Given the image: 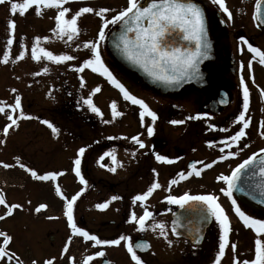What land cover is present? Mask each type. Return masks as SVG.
Here are the masks:
<instances>
[{"label": "flooded vegetation", "instance_id": "af4514ba", "mask_svg": "<svg viewBox=\"0 0 264 264\" xmlns=\"http://www.w3.org/2000/svg\"><path fill=\"white\" fill-rule=\"evenodd\" d=\"M192 1L198 3L205 13L207 33L212 48L211 56L200 64V79L203 89H198L189 83L178 92L163 95L141 84L136 75L122 71L114 62L107 48V37L116 25H109L105 29L106 38L99 44L101 57L109 70L130 92L143 99L157 113L158 118L154 124L150 117H145L142 124L139 106L124 100L119 89L109 83L106 77L92 72L90 69H88V75L75 70L84 59L91 55L90 50L84 49L82 45L85 41L98 38V32L103 23L101 17L94 13L83 14L78 22L81 29L79 35L69 41L67 36L61 39L51 32L55 26L54 17L57 14V9L42 7L43 14L38 16L35 13V5H33L23 14H20L19 9L13 14L10 0L0 3V49L4 48L0 51L1 60H3L4 51H9L7 68L0 67V87L9 94L8 108L14 103L13 98L16 91L12 90L20 89L18 87H22L25 92L42 94L41 96H46L48 102L49 99L51 100L50 96L54 97L56 92H59L58 97H60L63 96V91H67L69 100H71V95L76 98L80 97L81 101L79 102L63 100L55 109L62 108L70 113H74L75 109L77 114L83 116V125L88 128V133L92 132L89 130L94 129L98 135V138H89V141H86L90 162L89 165L87 163V166L81 169V174L88 181L95 203L111 201L106 209L99 212L102 213L100 216L89 221V227L85 230L102 239H116L120 235H125L130 237L133 243L138 241L149 243L150 248L137 252L145 264H213L219 244V227L214 218H212L201 244L194 246L188 240L172 234L170 223L178 205L168 203L166 197L158 199L157 191L168 193L164 190L177 185L179 189L177 196L183 195L187 192L186 187H189L188 180L191 178L201 180L208 174L230 175L232 169L248 156L253 153L258 154L257 158L263 155L259 152L264 148V136L260 134L262 130L259 125L261 121H264V98L260 94L261 89H264V64L260 63L258 54L252 53L248 49V44H251L264 51V35L256 28L253 21V9L257 0H225L226 6L232 13L231 19H228L227 13H224L212 0ZM15 2L23 3V0H15ZM64 6L71 10L68 18L81 7H92L98 11L100 8L109 6L111 11L105 15L110 19L112 15L127 6V0H69V3ZM10 19L16 22L12 38L15 40L21 34L27 49L25 58L18 61L15 60L12 49L7 45V40L10 38L7 24ZM36 36L50 38L48 41H42V47L55 54L73 55L77 59L61 64L46 59L34 61L31 58V45ZM77 44L81 45L79 49L76 47ZM249 63H251V69L248 67ZM44 67H48L47 73L43 72ZM64 68L69 70L67 77H64ZM36 73L40 74L36 75ZM241 76H243L250 92V106L246 115L250 118L251 123L250 127L246 129L247 135L242 138L239 146L228 148L222 141L233 135L241 126L235 122V117L242 110L243 103ZM70 79L73 80V84ZM81 80H83V87H81ZM128 80L135 85V88L151 97V100H155V106L149 104L146 98L131 89ZM26 84L30 85L26 87L24 86ZM31 84H36V87L31 88ZM74 84L76 85L73 87ZM71 86L73 89L69 92L68 89ZM97 86L101 88V92H98L99 95L110 92L122 102L121 105H117L118 111L122 115L116 117L111 124L101 122L100 117L91 112L88 106L83 103V99L88 97L92 93V89ZM46 104L44 102L38 105ZM0 107H4V104L1 103ZM7 111L11 112L6 108L5 112ZM189 117L199 118L189 119ZM3 120L0 128V140L5 142L0 143V162L12 165V167L5 169L0 164V171L17 169L32 179L30 174L21 169L17 161H14V157L21 155H16L15 142L9 141L12 132L10 131L7 136L4 135L3 128L10 122L7 117H3ZM172 120H183L184 123L173 125L170 123ZM148 125L154 127L152 136L147 134ZM108 128L110 134H114L115 130H117L115 134L124 130V136L108 135ZM222 129H227V131H222ZM132 136H138L143 140L145 147L140 148L138 144L134 143L131 140ZM210 143L213 146H209ZM221 148H224V152L220 151ZM113 150H115L114 154L119 163L114 164L111 157L100 159L105 152ZM230 151L236 152L237 155L219 160L221 155L227 156ZM157 154L167 156L173 160V163L157 161ZM4 156L6 160H2ZM201 161L203 163L216 161V163L211 168L203 169L200 176L193 175L185 180H179L177 175L179 172H187L188 166L193 163L201 168L202 165L199 163ZM112 167H116L115 172L110 171ZM172 179H177L179 182L170 184ZM155 181H158L161 187L154 190L146 201L137 202L134 205L133 197L145 192ZM201 185L200 183L199 186L201 187ZM224 187H226L225 184ZM0 191H2L1 188ZM4 196L8 203H13L6 194ZM112 196L120 198L111 200ZM222 200L229 206L227 209L230 213L227 214L232 228L229 239L230 243L237 245V249L233 253L229 246L221 264H233L234 255L239 260H252L257 235L253 229L246 228L236 216L231 202L229 203V198L224 195ZM237 203L245 212L251 213L254 218L264 219V215L256 213L238 201ZM145 208L153 213V217L148 221L146 230L139 231L134 222H129L130 215L132 211H135L137 216H140ZM4 211V207L0 206V215ZM11 216L0 221V229H4V223L5 230H9L8 218ZM79 220L84 223L82 217ZM159 222L166 225L167 239L160 236L158 230L151 228L153 223ZM50 237L53 238V236ZM260 238L264 240V234ZM79 239V246L83 244L89 246L87 256L101 250L105 252L104 257H97L90 264H135L127 252L126 241H122L119 246H93L91 242H85L80 237ZM168 240L172 241L171 245ZM23 258L24 264H29L25 261L27 260L26 256ZM0 264H4V262L0 261ZM13 264H15L14 261Z\"/></svg>", "mask_w": 264, "mask_h": 264}, {"label": "snow or ice", "instance_id": "6c2138e0", "mask_svg": "<svg viewBox=\"0 0 264 264\" xmlns=\"http://www.w3.org/2000/svg\"><path fill=\"white\" fill-rule=\"evenodd\" d=\"M4 2L5 0H0V3ZM212 2L218 5L224 13H227L228 19L232 18V13L226 6L225 0H212ZM260 2L261 0H257L258 5ZM67 3H69V0H23V3H17L15 0H10V8L13 14H15L18 9L20 14H23L25 10L35 5V13L38 16L43 14L42 7L57 9V14L54 17L55 26L51 29V32L61 39L64 36H67L69 41L79 35L81 29L78 22L83 14L94 13L96 16L101 17L103 23L99 29L98 38L92 41H85L82 45L84 49L90 50L91 55L89 58L84 59L75 70L83 72L85 69H90L92 72L99 73L106 77L109 83L119 89L124 100L130 101L131 104L139 106L141 109L139 116L142 124L145 117H150L154 124L158 118L157 113L153 111L143 99L138 98L130 92L105 65L100 54L99 44L101 41L105 40V29L109 25L122 26L120 33L114 36L116 47L123 51L128 60L140 66L153 79L162 81L166 84H178L182 80L197 79L201 76L199 65L202 60L208 57L210 45L206 40L207 33L204 13L197 4L192 2V0H145V2H142V0H127V6L112 15L110 19L105 15L111 11L110 9L100 8L96 11L92 7H81L79 10L75 11L70 18H68V14L71 10L69 7L64 6ZM7 27L10 30V38L7 40V45L10 47L14 43L12 36L14 35L16 28L15 20L10 19ZM130 33L131 35H129ZM22 39L23 38H21V40ZM49 39L50 38L47 36H36L34 38V42L31 45V58L34 61L46 59L50 62L61 64L77 59V57L73 55H68L66 53L55 54L53 51L42 47V41H48ZM179 41L185 42L184 45L178 46ZM244 43H247V41H244ZM76 47L79 49L81 45L77 44ZM20 49L19 54L15 57L16 61L24 59L27 54V49L23 43L20 44ZM248 49L250 52L258 54L260 63L264 64V51L253 47L251 44H248ZM0 62H9V51H4L3 60ZM248 67L251 69V63H249ZM48 71V67H44L43 72L47 73ZM39 74L40 73H36V75ZM240 85L243 92V103L242 110L235 117V122L241 126L233 135H230L225 141H222L225 147L228 148L239 146L242 138L247 135L246 129L250 127L251 123L250 118L246 115L250 106V92L243 76H241ZM81 87H83V80H81ZM12 91L15 92L16 90L13 89ZM100 91V86L92 89V93L87 98L83 99V103L88 106L91 112L102 116L103 113L101 112V109L95 105L92 99V96ZM260 94L261 97L264 98V89H261ZM110 107L113 119L122 115V113L118 111V106L115 101L111 103ZM9 108L12 113H16L17 110H20L19 118H25V114L22 111L20 96L15 97L14 104L9 105ZM0 113H5L7 120L10 122L3 128V133L7 136L11 128L18 127L17 118L14 115L7 114L4 107H0ZM197 118L199 117H189V119ZM109 122L110 121H105V123ZM42 123L51 128L54 134H58L59 130L54 127L50 121L43 120ZM170 123L176 125L182 124L184 121L172 120ZM259 127L262 130L260 132L261 136H264V121L260 122ZM222 131H227V129H222ZM153 133L154 127L148 125L147 134L152 136ZM131 140L138 144L140 148L145 147L143 140L138 136H132ZM4 142L5 141L0 140V143ZM209 146L213 145L210 143ZM245 147H247V145H245ZM193 150L195 151V149ZM220 151L224 152V148H221ZM84 152L85 148L81 147L78 150L77 158L74 161L75 175L79 177L81 184H87V181L81 174V157ZM114 152L115 150L105 152L100 159L103 160L104 157H111L113 163L117 164L119 162ZM259 152L264 154V148L260 149ZM133 155H135L134 152ZM236 155V152L230 151L227 156L221 155L219 160H224ZM257 156V153H253L232 169L230 175L221 174L217 177L218 181H222L226 185V187L221 188L220 191L231 200L232 209L236 216L239 217L246 228L253 229L257 235V239L254 242V258L252 260H239L234 255L233 264H264V240L260 238V236L264 234V219L254 218L253 216L246 214L237 203L236 199L233 198V190L237 188L238 182L241 181L242 176L248 172L249 166L258 168V175L262 178V181H264V158H261L257 163ZM16 160L21 169H24L33 179L38 181L55 180L57 176L62 175V173L58 172H46L40 174L37 170L20 162L19 157H17ZM156 160L159 162L173 163V160L169 159L167 156L159 154L156 155ZM199 163L202 165L201 168H198L196 164L193 163L188 166L187 172H179L177 174L179 180H185L193 175L200 176L203 169L211 168L216 161H212L211 163H203L201 161ZM0 164H2L5 169L12 167V165L3 162H0ZM110 171L115 172L116 167L110 168ZM153 171L155 172V170ZM249 174L255 176L257 175V171L252 170ZM179 180L172 179L170 184H177ZM160 187L161 185L158 181L153 182L145 192L134 196L132 203L135 205L137 202L146 201L153 191ZM255 187L260 189L261 196H264V182L257 184ZM55 191L58 195L67 200L64 215L67 218L68 226L71 229L73 236L80 237L85 242H91L93 246H119L122 241H126V249L130 254L132 261H134L135 264H145L137 252L145 251L150 248L151 245L149 243L143 241L133 243L131 238L125 235H120L116 239H102L95 234H90L89 231L85 230L83 227H79L74 222V205L77 198L81 195V192H77L71 197V199H67L63 196V192L59 185L55 187ZM81 191H83V189ZM119 198L120 197L112 196L111 200H117ZM166 199L168 203L179 205L181 208L187 206L188 210L197 213L205 221H207L209 217L214 218L219 227V244L218 252L215 255L213 264H221V260L225 256L226 249L229 246L233 253L236 252L237 245L235 243H230L229 239L232 231L231 221L225 208L220 204L217 195L212 193L191 195L185 192L180 196L169 195ZM110 202L111 201L98 203L96 208L104 210L109 206ZM0 206H3L5 209L4 213L0 215V221L13 215L16 210H23L24 208L20 203H8L2 191H0ZM46 208L47 205L41 203L34 209V211L39 213ZM152 217L153 213L145 208L143 214L140 216H137L136 212L132 211L129 222H134L138 226L139 231H144L148 227V221ZM49 219H52V217H49ZM178 225L179 221H173L172 233L174 235H179L177 232ZM151 228L153 230H158L159 235L167 239L166 225L163 222L153 223ZM196 233L198 234V238L194 242L198 243L199 239L202 238L199 236V228L196 229ZM12 241L13 237L10 234L5 231H0V261H3L4 264H13V261L15 264H24L23 259H21V257L10 248ZM71 241L72 236H69L68 243L63 247V253H68ZM168 243L171 245L172 241L168 240ZM104 256L105 252L103 250L97 251L92 255L86 256L83 259L82 264H90L95 258ZM54 260L55 258L47 259L43 264H54ZM71 260L72 264H75V259L71 258ZM31 264H37V261L32 260Z\"/></svg>", "mask_w": 264, "mask_h": 264}, {"label": "rangeland", "instance_id": "374dc122", "mask_svg": "<svg viewBox=\"0 0 264 264\" xmlns=\"http://www.w3.org/2000/svg\"><path fill=\"white\" fill-rule=\"evenodd\" d=\"M109 8L108 6V9ZM20 24L22 25V23ZM21 43L26 46L24 40H21L20 34L10 46L13 56L16 57L19 54ZM3 49L4 48H1L0 51ZM0 61H2L1 58ZM7 65L8 63L0 62V67L2 68H7ZM63 72L64 77H67L69 70L64 68ZM83 72L85 75H88L89 70L85 69ZM70 80L73 84V80ZM128 81V85L131 89L138 92L143 98H146L149 104L155 106V100H151V97L135 88V85L130 80ZM36 84H31L30 87L34 88ZM29 85L30 84H26L24 86L28 87ZM75 85L76 84H74L73 87ZM73 87L71 86L68 91L71 92ZM18 88L20 89H16L15 97H21V106L25 118H19L20 110H17L16 113L6 112L17 118L18 127H13L9 130V132H12L9 141L15 142L16 155H21L19 156L20 162L25 161V164L37 170L40 174L58 172L62 173V175L57 176L55 180L38 181L25 176L23 172L17 169L12 171L6 170V172L0 171V188L4 194H6L8 199L13 203H20L24 206L23 210H16L14 214L8 218L9 230H5L3 223L4 229L1 228L0 231L8 232L13 237L11 249L14 250L23 261V257L26 256L27 260L25 261L29 264H31L32 260H36L37 264H43L45 260L51 258H55L54 264H72L71 258L75 259V264H80L87 256L89 246L83 243V245L79 246V237L73 236L68 226L67 218L64 215L67 200L56 193L55 187L59 185L63 192V196L67 199H71L77 192H81V195L77 198L74 205V222L79 227L87 229V227H89V221L96 219V217L102 214L99 212L103 210L96 208L97 203L93 201L94 197L92 193H90L91 191L86 177L84 176L87 184H81L80 179L75 175L74 171V161L81 147L85 148V152L81 157V169L87 166V163L89 165L90 160L88 158L86 141H89V138H98V135L94 132V129L89 130L92 132L88 133V128L83 125V116L77 114L75 109L74 113L66 112L62 108L59 110L55 109L63 100H69V93L67 91H63V96L60 97H58L59 92H56L54 97L50 96L51 100L49 99L48 102L46 96L42 97V94L25 92L22 87ZM15 97L13 98L14 102ZM70 98L77 102L81 101L80 97L76 98V96L71 95ZM8 99V92L3 91L0 87V105L3 103L5 109L7 108L10 110V108H8ZM92 99L103 113L102 116L98 115L101 122L105 123V121H110V124L114 122L115 119H113L110 105L113 101H115L117 105H121V100L110 92L101 95L96 93L92 96ZM44 102L47 104L38 105ZM3 117H7L6 114L0 113V128L4 122ZM43 120L50 121L54 127L59 130L58 134H54L51 128L42 123ZM123 131L124 130L115 134L117 132V130H115V133L112 132L115 134L114 135L110 134L108 128L107 134L124 136ZM16 158L14 157V161H17ZM2 160H6L5 156ZM218 176V174H208L201 180L191 178L188 180L189 187H186L187 192L191 195L207 193L217 195L220 204L229 214L230 211L227 209V207L229 208V206H227L228 203L222 200L224 194L220 191L221 188H225L224 183L217 180ZM200 183L202 184L201 187L199 186ZM82 189L83 191H81ZM164 191L168 193L157 191L156 195H158V199L169 195L177 196L179 189L176 185ZM230 202L231 200L229 199V203ZM41 203L46 204L47 208L39 213L35 212L34 209ZM242 210L245 211L244 209ZM246 214L252 215L248 212H246ZM49 217H52V219H49ZM80 217H82V220L84 219V223L82 221L80 222ZM50 236H53V240L51 241H49ZM69 236H72V241L69 244V251L68 253H63V247L68 243Z\"/></svg>", "mask_w": 264, "mask_h": 264}, {"label": "water", "instance_id": "95a60500", "mask_svg": "<svg viewBox=\"0 0 264 264\" xmlns=\"http://www.w3.org/2000/svg\"><path fill=\"white\" fill-rule=\"evenodd\" d=\"M204 19H205V14H204ZM253 21L256 28L262 34H264V0H261L259 5L257 4V2L255 3L254 12H253ZM205 28L207 33L206 19H205ZM121 30H122V26L117 25L110 32V34L107 37V48L114 62L122 71L136 75L141 84H144L152 91H155L163 95L167 93L178 92L182 87L186 86L189 83H192L198 89H203V86L201 85L200 77L197 79H185L178 84H166L162 81L153 79L140 66L128 60L124 55L123 51L116 47V40L114 39V36L118 35ZM129 35H131V33ZM206 40L210 45L208 51V57H207L209 58L212 54V48L208 38V33L206 34ZM184 43L185 42L183 41H179L178 46H183ZM261 158H264V154L257 158V163ZM252 170L257 171V175L251 176L249 173ZM262 182L264 181H262V178L258 175V168H254V166H249L248 172H246V174L242 176L241 181L238 182L237 188L233 190V195L241 204L245 205L246 207L255 211L256 213L264 215V202H262L264 201V196H261L260 189L255 187L257 184H260ZM173 221H179V225L177 227V232L179 233V235H174L173 233L172 234L176 237H182L188 240L191 244L198 246L203 239L206 228L211 223V217H209L208 220L205 221L197 213L188 210L187 206L185 208H181L178 205V209L176 213L172 216V220L170 223L171 232H172ZM197 228L200 229L199 236L202 238L199 239L198 243H195L194 241H196L198 238V234L196 233ZM49 240L51 241L52 238H50Z\"/></svg>", "mask_w": 264, "mask_h": 264}]
</instances>
